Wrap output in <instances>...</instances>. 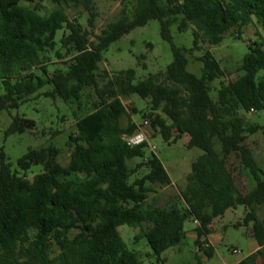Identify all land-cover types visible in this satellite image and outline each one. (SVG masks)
Masks as SVG:
<instances>
[{
    "label": "trees",
    "instance_id": "16d2710c",
    "mask_svg": "<svg viewBox=\"0 0 264 264\" xmlns=\"http://www.w3.org/2000/svg\"><path fill=\"white\" fill-rule=\"evenodd\" d=\"M44 1L0 0V80L5 89L0 113L19 108L46 86L51 87L46 96L65 103L80 101L88 87L98 100L93 111L76 121L66 165L53 145L32 149L19 159V168L26 172L42 165L44 171L29 179L14 172L2 153L0 264H142L140 254L129 249L119 231L124 225L140 228L136 241L145 238L160 260L166 250L184 244L188 220L198 224L195 246L210 259L215 254L208 242L212 224L237 206L245 207L244 225L251 224L260 247L256 253L264 255V219L259 216L264 169L246 145L250 135H264V125L249 121L250 114L264 111V42L248 45L243 74L221 83L217 99L211 95L213 83L224 71L211 50L198 57L203 63L200 76L188 70V55L200 50L201 42L217 46L232 29L241 39L243 30L255 22L264 29V0H121V17L95 40L63 7L84 5L93 27V0H50L57 8L42 15ZM152 20L160 22L163 40L171 43L174 60L166 70L143 80H137L135 69L101 71L111 44ZM174 25L180 33L192 30L191 48L174 44ZM64 29L68 33L60 43L73 57L51 74L47 54L57 45V32ZM134 94L149 100L152 110L160 109L171 122L160 115L151 121L166 140L188 135V146L203 151L170 205L151 201L155 184L172 185L162 160L154 151L147 156V142L130 147L124 139L139 127L132 119L122 124L128 114L122 98ZM35 127L33 120L16 116L6 136ZM136 158L144 160L141 166L147 173L131 181L140 168L130 164ZM236 171L253 182L249 192L239 189ZM252 258L238 264H251Z\"/></svg>",
    "mask_w": 264,
    "mask_h": 264
},
{
    "label": "rangeland",
    "instance_id": "374dc122",
    "mask_svg": "<svg viewBox=\"0 0 264 264\" xmlns=\"http://www.w3.org/2000/svg\"><path fill=\"white\" fill-rule=\"evenodd\" d=\"M25 2V0H23ZM129 6L130 4L127 3ZM93 5L97 13L93 27L89 25L90 12L84 5L63 4V7L73 21L79 23L83 29L88 31L89 38L95 40L96 36L107 27L108 24L116 22L121 17L124 7L121 0H93ZM57 5L50 0L43 2L42 15H49ZM173 42L178 47L191 48L193 46L192 30L180 33L177 26L171 28ZM67 30H60L56 36V47L47 54L48 71L52 74L56 69L67 66L73 57L62 47L60 40ZM254 41L264 42V29L255 22L243 30L242 38H237L235 29L228 32L221 44L212 46L201 42L200 50H195L188 55V70L198 76L203 70V63L198 60L204 51L210 49L214 57L220 62L224 75L213 83L212 97L217 99V91L221 83H228L237 80L241 71V63L244 56L249 52L248 45ZM151 44L152 46H150ZM144 57V58H141ZM103 61L100 69L108 70L110 74L117 73L125 69H135L137 80H143L150 74L165 71L167 66L174 60L171 43L163 40L161 36V26L158 20H152L147 25L138 27L125 35L119 41L114 42L108 51L103 54ZM143 65H146L144 67ZM51 90L46 86L38 92L32 99L20 105L19 108L5 110L0 113V167L2 163V153L5 155V162L12 170L21 175L26 174L29 179L44 171L42 165H34L29 171H22L18 161L32 149H40L53 145L60 150L58 160L66 165L69 161L72 146L69 143L71 133L75 131L76 121L93 111L98 100L95 90L88 87L84 90L80 101L65 103L61 99L46 96V92ZM5 93L2 81L0 80V97ZM123 102L128 109V114L124 116L122 124L126 126L130 119L142 125L144 121H153L156 115L164 117L168 124L171 122L162 111H153L149 100L142 99L134 94L130 97H123ZM16 116L33 120L36 123L34 130H27L24 133H16L6 136V131L10 127ZM249 121L264 125V111L252 113ZM149 147L147 156L151 154L152 147H155V154L162 160L165 168L169 172L174 185L161 186L155 184V193L151 194V201L157 200L160 206L170 205L177 199L179 191L186 186L187 174L192 170L193 162L203 154L199 148L189 147L185 136L175 140H166L160 129L152 125L148 127ZM172 133L174 131L172 130ZM246 145L253 151L254 157L261 168L264 169V135L260 131L250 135L246 140ZM233 162V161H232ZM142 158H136L130 162L131 166L140 165L135 177H142L147 173V168L143 165ZM236 166V165H235ZM239 189L247 193L254 187L253 182L247 174L235 173ZM246 209L244 206H237L228 210L223 216L215 219L212 224V233L209 238L214 245L215 254L208 259L197 246H195V228L198 225L192 220L186 221L184 229L186 240L184 244L174 246L166 250L159 257L154 255L145 238L136 241L135 236L141 231L140 228H133L129 225L119 227V231L127 243L130 250L138 252L142 259V264H199L198 259L202 257V264H236L249 256L257 241L252 236V226L244 225ZM259 216L264 219V207L260 208ZM148 224L144 225L147 228ZM76 232H72L74 235ZM238 249L239 253H234ZM56 255V251H53ZM251 264H261V255L254 253Z\"/></svg>",
    "mask_w": 264,
    "mask_h": 264
},
{
    "label": "built area",
    "instance_id": "2783aa9c",
    "mask_svg": "<svg viewBox=\"0 0 264 264\" xmlns=\"http://www.w3.org/2000/svg\"><path fill=\"white\" fill-rule=\"evenodd\" d=\"M151 126V121L146 120L142 125H139L138 131L135 134L127 135L124 137L126 143L130 147H136L140 146L144 143H148L149 141V134H148V127ZM156 148L152 147V151H154ZM240 251L238 249L234 250V253H239Z\"/></svg>",
    "mask_w": 264,
    "mask_h": 264
},
{
    "label": "crops",
    "instance_id": "0c3cea01",
    "mask_svg": "<svg viewBox=\"0 0 264 264\" xmlns=\"http://www.w3.org/2000/svg\"><path fill=\"white\" fill-rule=\"evenodd\" d=\"M252 24H254V23H252ZM251 25V24H250ZM249 25V26H250ZM245 29H247V27L245 28ZM244 29V30H245ZM123 100V99H122ZM124 103V102H123ZM133 120V119H132ZM133 122H135L136 124H137V122L136 121H134L133 120ZM138 125V124H137ZM185 138H186V140H187V142H189V136L188 135H185ZM169 173V172H168ZM189 174V173H188ZM188 174H187V176H188ZM170 175V174H169ZM171 177V176H170ZM171 180H172V178H171ZM175 183H174V181L172 180V185H174ZM185 186H183V188H184ZM196 237H197V235L195 234V238H194V241H195V239H196ZM208 242H209V244L210 245H212L213 247H214V245L212 244V242H211V240H210V238L208 237ZM260 249V247H259V245H258V243L256 244V246L253 248V250L251 251V253L249 254V256L250 255H253L254 253H256L258 250ZM252 261V260H251ZM240 261H238L236 264H238ZM264 263V255H261V264H263Z\"/></svg>",
    "mask_w": 264,
    "mask_h": 264
}]
</instances>
